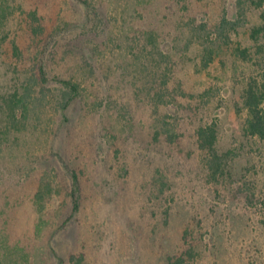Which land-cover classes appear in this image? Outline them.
I'll use <instances>...</instances> for the list:
<instances>
[{"label": "rangeland", "instance_id": "374dc122", "mask_svg": "<svg viewBox=\"0 0 264 264\" xmlns=\"http://www.w3.org/2000/svg\"><path fill=\"white\" fill-rule=\"evenodd\" d=\"M229 1H7L4 88L24 87L37 56L81 93L61 112L66 91L50 81L25 127L0 140L2 264H168L189 225L199 251L187 264H264V140L244 135L242 100L249 85L264 94V47L233 30L222 39ZM193 23L217 42L211 62L193 49L204 43ZM202 117L252 204L229 199L228 180L220 192L210 182Z\"/></svg>", "mask_w": 264, "mask_h": 264}, {"label": "trees", "instance_id": "16d2710c", "mask_svg": "<svg viewBox=\"0 0 264 264\" xmlns=\"http://www.w3.org/2000/svg\"><path fill=\"white\" fill-rule=\"evenodd\" d=\"M7 1L0 0V56L1 53H5V41L7 38L5 35ZM229 2L231 9H225L224 14L221 15L216 24V29H218L222 39L226 43L231 42L233 34L231 30H233L235 31V35L240 36L244 33L248 37L249 41L256 44L259 48H263L264 0H230ZM85 4H87V2H85ZM87 8L89 11L87 22H90L92 20L89 10L90 6L88 5ZM249 14H254L257 21L251 22L249 28L242 32L238 29V24L243 20L244 16L248 18ZM251 16L254 17L253 15ZM28 28L33 31L34 25L32 23H28ZM156 33H149L147 44H151L155 46L154 49L159 50V35H155ZM194 33L197 34V36L194 37L196 41L203 39L204 43L203 45H197V47H195V45L193 49H197L198 52L202 51L207 62L209 60L210 62L213 61L214 56L219 54L216 49L212 48V46L216 45L217 42H213L211 46L206 45L205 40H208L210 34L202 33L201 25L194 24L193 35ZM20 49L22 48L14 41L12 50L15 52L20 51ZM249 51L250 48L237 47L236 52L233 53L237 56H246L249 54ZM162 56L164 57V55ZM37 58L38 57L36 56L35 59H31V62L33 63L32 73L30 77H28L29 80L23 81L25 84L24 87H22V84L20 88H15L13 86V88L7 89L6 87L5 89L3 84L6 76L0 79V140L8 137V133L12 127L17 130H21V128L25 127L28 111L34 107L32 103L33 100L35 101V93L38 92L43 95L45 86L50 81L56 80V82L63 86L62 88L64 91H66L64 94L65 96L67 94V96L65 97L61 109L62 111L60 110L61 112L65 113L71 103L80 97V83L74 82L72 79H62L60 77L53 79V77L49 74L48 66L43 62L44 60L34 62ZM6 74L7 73L5 72V75ZM242 100L246 111L243 122L244 135L256 139L257 141L264 140V94L260 93V89L258 87L249 85L246 92L242 95ZM19 113H21V115H19ZM159 134L160 131L157 130L156 138H158ZM196 137L200 149L203 150L205 154V159L209 167L210 182L217 187V191L220 192V188L225 187L228 180L229 187L226 188V191L229 194V199L233 196L235 198L233 199V202L237 201V204L241 201H245L247 204H252L251 202H253L255 198V193L252 192L253 188L250 186V183L248 184L249 180L246 182L244 181L245 183L243 182L241 187L240 185H237L238 181L234 180L235 175L229 165L228 156L230 153L227 152L224 154L218 150L217 143L219 140V130L216 124L209 123L202 117L197 125ZM75 185L78 186V180L75 181ZM76 207L78 208V203H76ZM193 230L194 229L191 225L184 230V243L181 251L178 254L169 257L168 264H187L188 260L195 259L197 256L196 252L199 250L194 243L195 240L191 238L195 234ZM2 262H0V264H2Z\"/></svg>", "mask_w": 264, "mask_h": 264}]
</instances>
